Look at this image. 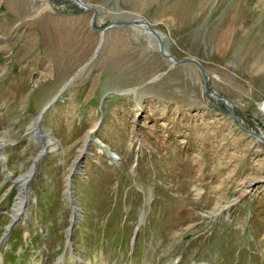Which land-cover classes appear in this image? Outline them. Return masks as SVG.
Segmentation results:
<instances>
[{
	"label": "rangeland",
	"instance_id": "obj_1",
	"mask_svg": "<svg viewBox=\"0 0 264 264\" xmlns=\"http://www.w3.org/2000/svg\"><path fill=\"white\" fill-rule=\"evenodd\" d=\"M83 1L102 7L95 27L143 17L165 35L167 52L183 61L163 55L158 39L130 22L106 28L89 62L100 40L90 27L92 10L69 0H0V137L16 139L3 146L13 176L26 171L39 149L25 130L59 91L42 120L61 147L38 165L53 175L49 183L64 181L85 133L99 123L90 134L84 173L74 180L87 215H104V204L116 200L113 215L120 220L121 194L148 178L157 195L150 216L155 223L170 219L172 229L157 264L167 263L182 238L180 246L210 240L223 258L224 246L231 257L219 264H264V143L253 133L264 134V0ZM190 58L207 72L210 89L227 100L209 94L198 65L184 60ZM229 99L243 127L229 114ZM106 147L119 153V165L111 164ZM139 151L134 180L128 170ZM56 198L47 201L50 214ZM78 223L87 236V223ZM187 232L193 237L184 238ZM142 248L152 252L145 241Z\"/></svg>",
	"mask_w": 264,
	"mask_h": 264
},
{
	"label": "water",
	"instance_id": "obj_2",
	"mask_svg": "<svg viewBox=\"0 0 264 264\" xmlns=\"http://www.w3.org/2000/svg\"><path fill=\"white\" fill-rule=\"evenodd\" d=\"M70 2H72V3H74V4H76L77 6H79L81 9H93L92 11V15H91V18H90V27L94 30V31H97L99 34H101L100 35V40H99V43H98V46L97 47H95V51H94V53H96L98 50H99V44H100V42H101V40H102V34H103V31L106 29V28H108L109 26H111L112 24H123V23H136L137 25L139 24V21H138V19L137 18H131L130 20H128L127 19V21H114V22H110V23H108V24H106L105 26H103V27H95V26H93V21H94V19H95V17H96V7L94 6V5H92L91 3H87V2H85V1H82V0H69ZM147 21V20H146ZM147 25H149V23L147 22ZM152 30V29H151ZM153 32H154V30H152ZM157 39H158V41H159V50L161 51V53L163 54V55H165L166 57H169L171 60H173L174 62H182L183 60H177V59H175V57L174 56H172V55H170L168 52H166L165 50H164V48H163V46H162V42H161V39L157 36ZM185 61H192V62H194L196 65H198V67L200 68V70H201V73H202V84H203V86H204V88L209 92V94H212V95H214V91H212L211 89H210V87L208 86V84H207V82H206V80H205V77H206V75H207V72L205 71V69L195 60V59H193V58H190V59H184ZM84 64H86V63H84ZM218 95H220V96H218ZM215 96H218V97H222V98H224V99H226V97L224 96V95H221V94H217V95H215ZM228 99V98H227ZM226 99V100H227ZM227 105H228V103H226ZM229 107V114L235 119V121L237 122V124L238 125H240L241 127H243L242 125H241V123H240V121H239V119H238V117H237V115L235 114V111H234V107L233 106H228ZM246 131H248V132H250V130L249 129H247V128H244ZM255 135H257L256 134V131L255 132H253ZM258 136V135H257ZM259 137V136H258ZM260 138V137H259ZM261 139V138H260ZM261 141L264 143V139H261Z\"/></svg>",
	"mask_w": 264,
	"mask_h": 264
},
{
	"label": "bare ground",
	"instance_id": "obj_3",
	"mask_svg": "<svg viewBox=\"0 0 264 264\" xmlns=\"http://www.w3.org/2000/svg\"><path fill=\"white\" fill-rule=\"evenodd\" d=\"M83 1V0H82ZM92 5H94V4H92ZM95 7H96V10L98 11V9H100V8H102L101 6H99V5H94ZM84 10H93V9H84ZM97 11H96V13H97ZM130 15V14H129ZM130 19L131 18H137L138 19V21H139V24L137 25V24H135V26H137L138 28H140V31L141 32H145V33H147V34H150L152 37H154V38H157V36L160 38V39H166V37H165V35L162 33V32H158L156 29H154L153 28V25H151L148 21H146V19H144L143 17H141V16H139V15H130V17H129ZM147 22L149 23V25H147ZM145 26V27H144ZM154 30V32L152 31V30ZM150 31V32H149ZM152 33V34H151ZM154 33V34H153ZM101 35V34H100ZM103 38H104V31H103V34H102V40H101V42H100V44H99V46L101 45V43H102V41H103ZM156 41H158V40H156ZM163 43V42H162ZM159 45V44H158ZM163 46V45H162ZM163 48H164V50L167 52V49L163 46ZM98 52V51H97ZM97 52L96 53H94V55L92 56V58L90 59V61L89 62H91L92 61V59H94V57L97 55ZM207 76L205 77V80H206V82H207ZM214 95H216V93H214ZM228 106H233V107H235V105H234V103L229 99L228 100ZM36 130V129H35ZM30 131H33L34 132V130H30ZM29 131V132H30ZM37 131V130H36ZM35 131V132H36ZM89 131V130H88ZM93 132V130L92 131H90V132H87V133H92ZM39 133H41V132H39ZM52 133L50 132V134H47V136H48V139L51 141V143L54 145V146H57V144H58V141H56L55 139H54V137L51 135ZM256 134L261 138V139H264V134H262V133H257L256 132ZM6 136H7V134H6ZM3 138V136L1 137V139ZM36 144H37V142H36ZM25 177H27V174L26 175H24L23 176V179L22 180H24L25 179ZM22 192V191H21ZM20 195V194H19ZM15 206V209H14V207H13V214H12V217H14L17 213H18V211H20V208L22 207L23 208V203H22V198H20V200L17 202L16 201V204L14 205ZM78 253V252H77ZM78 255H80L79 253H78ZM81 256V255H80ZM82 261H84V263H89V260H87V261H85L83 258H82Z\"/></svg>",
	"mask_w": 264,
	"mask_h": 264
}]
</instances>
